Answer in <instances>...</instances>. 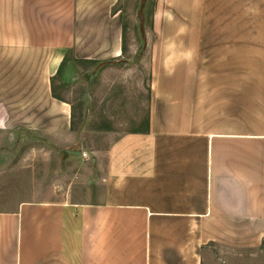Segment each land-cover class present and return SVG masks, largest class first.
I'll return each mask as SVG.
<instances>
[{
	"label": "crops",
	"instance_id": "crops-1",
	"mask_svg": "<svg viewBox=\"0 0 264 264\" xmlns=\"http://www.w3.org/2000/svg\"><path fill=\"white\" fill-rule=\"evenodd\" d=\"M118 3L0 0V134L74 149L55 82L124 56ZM149 34L147 128L68 199L0 204V264H237L264 248V0H154Z\"/></svg>",
	"mask_w": 264,
	"mask_h": 264
},
{
	"label": "rangeland",
	"instance_id": "rangeland-1",
	"mask_svg": "<svg viewBox=\"0 0 264 264\" xmlns=\"http://www.w3.org/2000/svg\"><path fill=\"white\" fill-rule=\"evenodd\" d=\"M154 0H119L116 10L125 26L124 56L102 63H81L64 70L55 82L73 103V132L63 139L74 157L55 139L26 129L0 134V204L24 200H64L71 185L84 174L92 183L97 157L127 132L145 130L152 95V67L148 39L153 25ZM61 78V77H60ZM61 92V91H60ZM237 264H264V248L235 257Z\"/></svg>",
	"mask_w": 264,
	"mask_h": 264
},
{
	"label": "water",
	"instance_id": "water-1",
	"mask_svg": "<svg viewBox=\"0 0 264 264\" xmlns=\"http://www.w3.org/2000/svg\"><path fill=\"white\" fill-rule=\"evenodd\" d=\"M65 152L69 153V154H72V155H75V156H82L83 153L82 152H78V151H74V150H71V149H63Z\"/></svg>",
	"mask_w": 264,
	"mask_h": 264
},
{
	"label": "trees",
	"instance_id": "trees-1",
	"mask_svg": "<svg viewBox=\"0 0 264 264\" xmlns=\"http://www.w3.org/2000/svg\"><path fill=\"white\" fill-rule=\"evenodd\" d=\"M125 51H126V45L124 46V53H125Z\"/></svg>",
	"mask_w": 264,
	"mask_h": 264
},
{
	"label": "built area",
	"instance_id": "built-area-1",
	"mask_svg": "<svg viewBox=\"0 0 264 264\" xmlns=\"http://www.w3.org/2000/svg\"><path fill=\"white\" fill-rule=\"evenodd\" d=\"M83 155H84V156H87V154H86V153H83Z\"/></svg>",
	"mask_w": 264,
	"mask_h": 264
}]
</instances>
